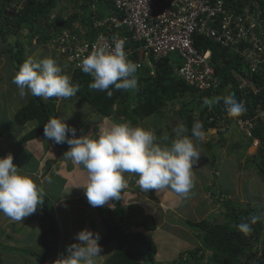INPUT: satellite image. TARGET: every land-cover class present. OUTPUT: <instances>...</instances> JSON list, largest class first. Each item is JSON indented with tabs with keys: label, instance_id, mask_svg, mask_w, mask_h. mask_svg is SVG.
<instances>
[{
	"label": "trees",
	"instance_id": "obj_1",
	"mask_svg": "<svg viewBox=\"0 0 264 264\" xmlns=\"http://www.w3.org/2000/svg\"><path fill=\"white\" fill-rule=\"evenodd\" d=\"M20 1L15 2L18 4ZM57 1L26 0L23 6L16 11V16L12 17L4 11L3 5L1 6L4 1L0 0V41L2 43L6 42L9 35H19L20 30L25 27L29 33V36L25 37L28 44L34 37H37L38 43L44 44L50 41L51 36L55 37L60 34L64 28H71L78 19L76 12L66 21L60 19L56 30L50 26L47 28H40L38 24L36 26L40 16H47L50 10L57 6ZM72 2L76 9L83 11L82 18L87 17L85 12L92 13L88 3H93V0H72ZM227 2L230 4L238 3L239 6L242 4H250L252 7L257 6L264 19V0H227ZM102 4H106L111 9L113 8L110 0H96L95 9L96 12H99L97 14L99 18L106 15L103 11L106 6L102 10ZM26 45L27 43L24 44L16 38L12 47L9 46L7 49L0 50V54L7 56L9 63L16 71L26 60ZM196 46L198 49L211 51V62L214 64L215 72L220 80L219 88L212 94L209 92L198 93L181 81L176 74L177 61L172 55L153 64V76L150 75L151 68L147 65L138 68L135 74L138 80L136 90H116L110 87L113 93L111 97L107 95L106 91L91 90L89 84L92 82V77L83 73L80 68L75 69L71 74V83L79 85V92L75 95L78 97V101L84 102V106H89L99 116L107 118L114 114L116 120L120 122L127 121L134 125L155 113L161 112L168 103L185 99L190 95H197L199 100L203 102L204 98L212 99L234 93L238 102L244 99L243 105L246 108L244 114L236 118L251 119L257 108L264 110V67L254 73L251 78L257 91L255 93L248 91L241 96V93L237 90L239 79L236 77V75H241L246 67L241 58L234 55L229 48L204 37L196 42ZM127 59L136 63L138 54L134 53ZM22 102V107L14 115V122L18 126H23L30 121H34L35 127L23 136L22 141L36 140L43 135V124L51 117L57 118V98L43 99L29 94L26 101L23 100ZM193 103L190 100L182 103L178 111L181 120L180 125H183L186 129L183 136L193 137L191 129L196 121L202 122L203 132L209 129H219L217 121H209V119L216 113L217 115L221 114L220 109L221 106H224L223 102L214 103L210 113L207 112L206 107L202 108ZM196 107L199 108V111L193 116V109H196ZM222 131H226V129ZM2 137L3 133L0 130V141ZM250 139H256L260 142L253 163L257 165L261 176L264 178V120L259 119L256 121L251 130ZM219 179L220 177H217L216 184H219ZM203 189L210 197L219 196L213 201L221 203L223 208L221 215L224 216L225 222H209L205 219L187 221L185 225L190 230L199 232L198 238L200 237L201 245H198L195 249L182 252L175 264H245V261L254 259V264H264V205L252 206L248 203L242 205L230 198H224L228 192L218 185L217 190L210 185H205ZM123 193L124 190L121 192L120 200L111 201L112 205L110 207L108 205L96 207L105 231L100 236L101 239L98 243L105 247L111 241L117 242L116 251L106 259L104 264H144L145 262L152 264L157 253L156 245L139 230L144 232L155 231L158 227L157 220L152 215L147 214L138 203H132L124 207L122 205ZM54 198L56 197L44 199L43 205L29 218V221L38 223L39 240L44 252L40 249L39 253L32 252L28 247L24 249L8 247L0 242V255L5 257L4 264H15L11 261L17 260L14 255L18 254L32 258L37 264H43L47 258L56 253L58 231L55 227V220L49 213V211L51 212L50 204ZM252 214L261 216V220L252 225L253 231L250 235H244L238 230L237 225ZM259 244L260 246H258Z\"/></svg>",
	"mask_w": 264,
	"mask_h": 264
},
{
	"label": "clouds",
	"instance_id": "obj_2",
	"mask_svg": "<svg viewBox=\"0 0 264 264\" xmlns=\"http://www.w3.org/2000/svg\"><path fill=\"white\" fill-rule=\"evenodd\" d=\"M14 4L18 5L17 2ZM91 14L82 18L83 11L80 9L76 21L78 24L64 28L63 31L89 24ZM55 37L51 36L48 42L53 44ZM124 43V40H118L111 50L106 46L95 47L77 64L78 69L92 77V82L89 84L91 90L106 91L111 97L113 93L110 87L116 90L138 88L135 74L139 64L127 59ZM53 47L56 55L62 59L63 67L67 66L54 44ZM68 70L70 76L61 74V67L51 57L42 59L28 57L13 75L12 83L16 85L21 100L29 94L43 99L52 97L68 99L79 92V85L71 83V74L75 69L68 67ZM221 101L231 117H239L246 111L243 103L235 99L234 93L212 99L204 98L203 108L206 107L208 112V107ZM202 128V122L196 121L191 129L193 137L190 138L203 140ZM209 130L222 131L216 128ZM174 131L177 138L173 139L170 145L163 146L158 140L167 141L166 135L158 138L154 130L133 126L128 122L112 123L95 137L91 134L77 137L74 127L56 117L49 118L43 124L44 137L56 144L69 145L68 150L63 153L64 158L83 166L86 173L85 180L73 187L84 189L87 202L92 207L105 205L110 207L112 205L110 201L121 199V192L127 188L125 173L135 174L138 177L137 184L144 192L171 189L187 198L195 186L193 166L198 163L201 151L192 139L183 136L186 131L183 125H178ZM213 172L219 177L218 172L215 170ZM45 179L51 183V177ZM45 196L43 188L13 164L11 154L0 157V213L14 222H21L23 218L36 213L43 205ZM259 220L261 216L252 214L242 220L237 228L242 234L250 235L253 231L252 225ZM100 239L98 233L89 229L80 230L75 234L77 242L67 245V255L56 260L55 264H98L103 251L98 243ZM247 263L254 264L255 259L245 261V264Z\"/></svg>",
	"mask_w": 264,
	"mask_h": 264
},
{
	"label": "rangeland",
	"instance_id": "obj_3",
	"mask_svg": "<svg viewBox=\"0 0 264 264\" xmlns=\"http://www.w3.org/2000/svg\"><path fill=\"white\" fill-rule=\"evenodd\" d=\"M3 1L4 2L1 3V6L3 5L2 7L4 11L8 15L15 17L16 11L23 6L26 0H21L18 5L14 4L17 0ZM75 12L79 14L80 9H76L73 6L72 0H58L57 6L50 10L47 16H40V19H38V23L36 22V26L39 25L40 28H47L48 26H50L54 30H56V28L59 26L60 19L66 21V19L70 18V16ZM88 15V11L85 12V16ZM76 24H78V22H75L73 25L75 26ZM26 36H29V33L27 32V29L23 27L20 30L19 35H9L6 38V42L2 43L0 41V50L7 49L9 46L12 47L15 43L16 38H18L22 43H27L26 59L28 57H33L36 59L51 57L55 61L56 59H59L62 63V59H60L58 55H56V52L53 49V44H50L49 42L47 44L38 43L37 37H34L30 44H28V40L27 38H25ZM58 65L62 69L61 74L70 76V71L68 70L67 66L63 67V65L60 63ZM15 72L16 70L13 66H11V63H9L7 56H5L4 54H0V130L6 135V138L0 143V157H4V154L2 152H4L5 148L16 149L14 147L15 145H17V143L15 144L14 138L11 136L17 135L21 130L14 122L11 112H9V104H11V100L13 105L16 104V109L19 108V106L22 107L23 105V100H20V97L18 98V89H15L16 85L12 83V77ZM27 96L25 97L24 101H26ZM189 100L191 101V103L194 102L193 104L196 106L202 108L204 107L203 102L199 100V97L197 95H190V97H187L185 99L168 103L169 105L167 104V106L164 107L161 112L153 114L152 116L144 119L142 122H138L136 125L131 124L130 122L128 123L133 126H142L146 129H152L155 131V134L158 138H162L166 135L168 137V140L165 141L160 139L158 140V143L163 146H168L173 139L177 138L174 129L178 125H180L181 122L178 114L180 105L182 103L188 102ZM83 103L81 101L75 100V96L71 97V100L69 101L68 99L57 98V118L59 117L60 119H63L64 122L67 120L70 124H67L69 126H72L74 123L78 125L83 123L85 132H88V130L90 133L93 132V137H95V135L102 129L108 128L112 123H115V117L105 120L102 119L103 122H98V117L93 114V112L95 113V111L87 105L83 106ZM62 104L65 106V109L60 108ZM15 108L13 107V111H15ZM198 111V107H196V109L194 108L193 115H196ZM33 125L35 127L34 121L28 122L24 128V133L27 132L28 127L31 129ZM11 138L13 139L10 141ZM192 140L193 143L197 146L198 150L201 151V157L198 163L193 166L195 186L191 190L187 198L178 195L171 189L168 190L177 198L172 197L171 199H169V201L164 199V192L162 193V191L160 190H153L152 197L148 196L150 191L144 192L143 190H141L142 197L137 194V198H139L140 201H142L143 196L147 197L148 206H146V212L150 211L149 208H156L158 212L157 223L161 224H159V228H157L153 232H144L139 230L140 233L144 234L147 239H149L156 245L157 253L152 264H175V262L181 256L182 252L188 251L190 249H195L198 245H201V242L199 240L200 237L198 238L199 232L190 230L189 227L185 225L187 221H200L205 219L209 222H225L224 216L221 215V212L223 211L221 203H215L213 201L219 198V196L210 197L203 189L205 185H210L211 187H214L216 189L217 176L213 172L214 170L219 173L220 179L218 181V186L223 187V190H226V192H228L227 195L224 196V198H230L232 201H235L242 205L247 203L252 206H257L259 204L264 205V178L261 176L257 165L253 163L254 158L257 155V149L260 146L259 141L250 139L248 135L241 134L233 127L222 132L208 130L207 132H204L203 140L197 141L195 138H192ZM7 144L9 145L5 146ZM21 146L23 147V145ZM213 176L216 177V179H214ZM50 177L51 183L55 186L52 184L43 183L37 184L38 186L42 187L44 192L46 193L44 199H51L52 197H57L58 195H60L53 194L54 187L57 188L58 186L56 185L58 176L54 174ZM65 186L66 184H62L60 192L65 191ZM133 186L130 189L125 190L126 192L124 196H122V205L124 207L132 204L126 203H128L127 198H132L129 194L131 192H134ZM137 186L139 185L137 184ZM82 196L83 197L80 198V201L84 203L83 207H79L77 205V203L81 204L80 201H77L76 204L71 202L72 204L70 206H67V203H70V200L68 199H71V195L63 196L65 198V204L61 203L58 206V209L60 211V224L59 220H56L55 218L54 219L55 227L58 231V236L60 235V233L62 234L58 245L59 250H57V252H60L61 258L67 255L66 246L71 243L77 242L75 240V236L69 237L67 229L71 230L72 232L80 228L89 229L95 233H98L100 236L105 233L96 207H92L89 205L84 192ZM148 198L150 199V202ZM153 201L154 203H157V205L151 204V202ZM54 202L55 200H53L51 204ZM168 203L170 205L172 204L173 206H169ZM149 204H151L152 206H149ZM55 205L56 203L53 205V212L55 209ZM167 208L170 210H168ZM86 210H90V212H86ZM53 212L49 211L51 217L53 215ZM1 217L2 216H0V218ZM10 228L13 229L12 226ZM34 229L37 230L36 227H34ZM65 230L67 231V233ZM26 236L27 238H31L33 236V238L35 239L34 234L27 233ZM17 246L19 249H24V247L21 245ZM258 246H260V244ZM28 249H30V251L32 252L39 253L40 247L37 244H33L31 246H28ZM102 249L104 253L108 252V256H111L117 249V242L111 241L107 246L102 247ZM103 251L101 255L104 254ZM14 256L17 257V260L14 259L11 262L14 263V261L16 260L17 264H25L30 259V257L28 259V257L21 256V254ZM4 259L5 257L0 255V264H4ZM56 260H58V258L55 255L52 259V262ZM52 262L50 263L53 264ZM102 262L103 256L98 259V264H102ZM144 264L151 263L145 262Z\"/></svg>",
	"mask_w": 264,
	"mask_h": 264
},
{
	"label": "built area",
	"instance_id": "obj_4",
	"mask_svg": "<svg viewBox=\"0 0 264 264\" xmlns=\"http://www.w3.org/2000/svg\"><path fill=\"white\" fill-rule=\"evenodd\" d=\"M113 8L102 4L106 13L99 18L96 0L90 4L89 22L69 31L62 30L53 44L67 66L78 69L77 64L95 47L114 48L124 40L126 57L142 53L138 68L147 65L154 75L153 64L173 55L177 60L176 74L197 92H215L220 80L211 62V51L198 49L201 37L211 40L243 61L245 70L237 90L241 93L257 91L252 75L264 67V19L259 7L250 4H230L227 0H110ZM103 13V12H102ZM240 102L244 103V99ZM208 107V112L212 111ZM209 121H217L219 129H236L250 137L257 120H264V110L257 108L251 119L231 117L226 107ZM249 264V263H247Z\"/></svg>",
	"mask_w": 264,
	"mask_h": 264
},
{
	"label": "crops",
	"instance_id": "obj_5",
	"mask_svg": "<svg viewBox=\"0 0 264 264\" xmlns=\"http://www.w3.org/2000/svg\"><path fill=\"white\" fill-rule=\"evenodd\" d=\"M56 61H57L56 63L59 62L61 64L59 59H56ZM15 89H17V88L15 87ZM18 98H19V95H18ZM77 98L78 97L75 95V100L78 101ZM69 100H71V98H68V101ZM12 105L13 104H12V100H11V104H9V112H11L12 117L14 119L15 113L19 110V108L21 106H19V108L16 109L15 108L16 104H14L13 107L15 108V111H13ZM60 108L65 109V106L62 104ZM93 114L96 117H98V119H99L98 122L102 121V119L105 120V119L114 117V114L108 118H105V117L103 118V116H99L97 113H94V112H93ZM114 122L115 123H125L127 121L120 122V121L114 119ZM65 123L69 124L67 120L65 121ZM26 125L27 124H25L23 126H18L21 129L20 132L15 136L14 135L11 136L14 138L15 144L17 143V145H15V147H14L16 149L5 148L4 152H2V153L4 154V156L11 154L13 156V164L16 165L18 168H20V171L22 173L29 175L33 179L34 182H37V184H42V183L43 184H52V183H49L45 178L50 177L51 175H54V174L58 176L57 183H56V185H58V186H57V188L54 187V193L53 194H60V195H58L56 198H54L55 202L50 204V206H51V211L53 212V205L56 203L52 217L55 218L56 220H59V224H60V211L58 209V206L61 203L65 204V198L63 196H68V195L72 196L71 199H68V200H70V203H67V206H70L72 203L76 204L77 201H80L81 200L80 198L83 197L82 194L84 192V189L79 188V187H73V186L80 184V183H83L85 180V177H86V173H85L82 165H76L73 161L66 160L64 158L63 153L66 152L69 148V145H67L66 143L56 144L55 142L45 138L44 134L41 137L37 138L36 140L23 142L22 141L23 136L26 133H28L31 129L34 128V125L32 126L31 129L28 127L27 132L24 133L25 132L24 128ZM72 126L76 129V136L77 137H79L81 135H89V134H91L93 136V134H94L93 132L90 133L89 130H88V132H85V129L83 128V123L79 124V125L74 123ZM92 127H93V125H92ZM5 138H6V135L3 133V137L1 138V141L4 140ZM13 138H11L10 141ZM8 145L9 144H7L5 146H8ZM21 145H23V147ZM10 146H12V145H10ZM19 146H20V149H19ZM40 171H41V173H40ZM124 176H125V179L127 180V188L124 189L123 196L126 192L125 190L130 189L134 185L133 186L134 192L133 193L131 192L129 194V195H131L132 198H130V199L127 198L128 203H126V204L136 202L141 207H143L144 210H147V207H146V206H148L147 197L143 196L142 201H140L139 198H137L138 195H140V196L142 195V191H141L140 187L137 186L138 177H136L135 174H131V173H125ZM62 184H66V186H65L66 189L64 192H60ZM52 185H54V184H52ZM160 191H162V193L164 192L163 193L164 199L167 201H169V199H171L172 197L177 198L174 194H171V192L168 189H162ZM55 192H57V193H55ZM67 193H69V194H67ZM152 194H153V190H150V193L148 196L152 197ZM154 197H155V195H154ZM148 200L150 202L149 198H148ZM80 203L81 204L77 203V205L79 207H83L84 203L82 201H80ZM109 203L111 204V201ZM151 204L157 205V203H154V201L151 202ZM151 204H149V206H152ZM168 205L173 206L172 204L170 205L169 203H168ZM149 209H150L149 212H146V211L145 212L147 214H151L152 216L154 214L153 217L158 221V215H157L158 212H157L156 208L153 207L152 209L151 208H149ZM168 210H170V209H168ZM86 212H90V210H86ZM0 216H2L0 218V242L2 244H5L8 247H13V248H18L17 245H21L25 248V247L31 246L33 244H37L40 247V250L44 251L43 246L40 244V240H39L40 232H39L38 223L36 221H29L30 215L23 218V220L21 222H14V221L10 220L8 217H6L3 213H0ZM83 224H82V226H83ZM159 224H158L157 228H159ZM11 226L13 227V229L10 228ZM34 227H36L37 230H35ZM15 229H17V230H15ZM80 229H83V228H80ZM80 229H78L74 232L67 229V231L69 233L68 234L69 237L75 236V234L78 233V231H80ZM67 231H66V233H67ZM27 233L34 234L35 239L33 238V236L31 238H27V236H26ZM61 237H62V234L60 233V235L58 237V245H59V241H60ZM37 241L39 244L37 243ZM57 250H59V247H57ZM57 250H56V253L54 255H52L50 258H47L43 264H51L50 262H52V259L54 258L55 255L58 259H60L61 254H60V252H57ZM103 253H104V251H103ZM102 256H103V260L105 258L109 257L108 252L104 253ZM28 259H29V257H28ZM14 263L17 264V261L15 260ZM52 263L55 264V261H53ZM25 264H37V262L35 260H33L32 258H30L29 261Z\"/></svg>",
	"mask_w": 264,
	"mask_h": 264
},
{
	"label": "water",
	"instance_id": "obj_6",
	"mask_svg": "<svg viewBox=\"0 0 264 264\" xmlns=\"http://www.w3.org/2000/svg\"><path fill=\"white\" fill-rule=\"evenodd\" d=\"M141 58H142V53L139 54V59H141Z\"/></svg>",
	"mask_w": 264,
	"mask_h": 264
}]
</instances>
